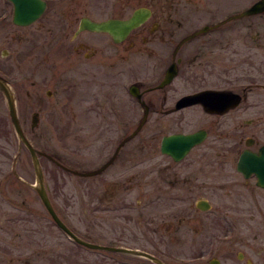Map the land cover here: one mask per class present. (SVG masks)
I'll return each instance as SVG.
<instances>
[{
  "label": "flooded vegetation",
  "instance_id": "1",
  "mask_svg": "<svg viewBox=\"0 0 264 264\" xmlns=\"http://www.w3.org/2000/svg\"><path fill=\"white\" fill-rule=\"evenodd\" d=\"M2 1L11 9V22L19 26L13 22L12 3ZM45 1L47 10L49 0ZM137 1L109 0L107 3L100 0L104 16L98 19L79 13L71 35L74 40L80 38L73 48L75 53L78 47L87 49L88 43L93 41L86 35H96L99 40L95 41L101 45L97 53L101 55L94 56L96 51L93 49L91 56L70 57L64 66L63 88L46 90L44 97L37 98V110L33 112L37 122L34 128L30 123L32 131L40 127L42 120L50 123V127H57L55 121L44 120L48 118L45 113L55 92L63 96L60 106L65 107L66 116L59 126L65 127L73 142H82L79 148L86 152L75 154L82 162L81 167L70 165L75 169H68L60 165L54 156L26 138L37 153L41 169V162L46 159L79 177H98L102 192L100 207L111 203L113 194L119 190L135 189L136 154L140 150H147V172L158 164L162 173L169 171L174 177L170 179L172 181L167 180L171 187L187 194L198 190L192 185H184L185 176L177 183L176 175H184L187 171V180L194 181H190V175L195 177V165L190 168L186 162L188 159L199 162L226 160L234 174L231 185H235L238 182L236 176L239 177V186L254 199L241 201L242 206L237 209V202L232 201V211L228 209L225 213L230 224L223 236L230 242H237L241 248H231L227 256L222 259L213 257L208 264H264V0ZM74 5L71 12L76 14L81 11L77 8L82 3ZM139 9L146 13V17L125 35L113 37L107 32L80 28L83 18L120 21L128 19ZM104 48L106 52L110 50L108 56H103L101 49ZM22 61L21 58L0 60V82L7 84V77L14 75L10 72L15 73L24 63ZM48 62V66L45 63L48 68L62 69L56 61ZM38 69L39 63L35 72ZM16 93L17 90L13 93L14 102ZM1 100L8 110L6 94L0 88ZM57 102L58 98L54 100ZM9 124L13 127L10 116L7 120L0 113V137L7 139ZM144 129L147 138L137 142L136 136ZM159 129L163 134L157 139L150 132ZM170 136L184 137L181 139L184 142H171ZM188 136L193 137L190 141L193 144L184 151L185 137ZM18 141V153L24 149L28 151L19 138ZM92 148L95 151L91 152ZM155 149L157 154L153 153ZM207 150L211 151L210 154H206ZM78 168L85 170H76ZM196 169L199 171V164ZM12 173L18 177L16 171ZM49 174L54 175V172ZM7 175V168L0 167L1 192L2 178ZM18 182L27 187L23 180ZM162 182L163 179L154 186L162 189ZM36 185L35 177L31 185L34 190ZM46 191L48 194L47 187ZM132 202L117 208L132 211ZM203 204L208 206L207 209H201ZM195 206L201 211H211L210 202L205 199L197 200ZM0 215L7 218L13 213L5 210ZM237 224H242L240 230L245 231L242 235ZM60 230L71 243L83 246ZM73 233L85 240V237ZM0 240L6 238L1 235Z\"/></svg>",
  "mask_w": 264,
  "mask_h": 264
},
{
  "label": "rangeland",
  "instance_id": "2",
  "mask_svg": "<svg viewBox=\"0 0 264 264\" xmlns=\"http://www.w3.org/2000/svg\"><path fill=\"white\" fill-rule=\"evenodd\" d=\"M48 2L47 10L37 21L21 27L11 22V9L0 0V60H24L15 73L10 72L14 75L7 77V84L12 91L17 90L16 110L26 137L37 148L54 156L60 165L71 169L73 165L81 167L82 164L75 154L86 151L79 148L82 147V142H73L65 127L59 126L66 116L65 107L60 106L63 96L55 92L45 113L48 118L45 117L44 120L55 121L57 127H50V123L42 120L40 127L32 131L31 115L37 110V98L44 97L46 90L63 88L66 60H70V57L91 56L93 49L96 51L94 56L101 55L97 53L101 45L95 41L99 40L96 35H86L93 41L88 43L87 49L78 47L75 53L73 48L80 38L74 40L71 35L76 26L75 21L81 15L79 13H85L94 19L104 15L100 10V0ZM74 4H78L77 9L81 10L76 11V14L71 12ZM101 50L104 52L103 56L109 55V49L107 52L106 48ZM48 61H56L62 69L48 68ZM38 63L40 69L35 72ZM57 98L59 102L54 103ZM0 113L9 120L7 106L2 100ZM150 133L158 139L163 130H151ZM0 138V167L8 170V175L2 178L0 214L5 210L13 213L7 218L0 215V236L6 238L5 241L0 240V264H156L137 255L94 250L71 243L55 226L32 188L35 174L30 154L26 149L18 153L19 141L10 124L7 139ZM146 138L144 129L136 136V141H144ZM92 149L91 152L95 151ZM146 152L143 149L136 154L135 189L125 192L119 190L113 194L111 203L104 207H100L102 202L99 197L102 192L98 177H79L44 159L41 162L44 183L55 213L73 232L85 237L84 241L146 251L165 264H208L213 257L222 259L227 256L231 248H241L237 242H230L223 236L226 226L230 224V218L225 213L228 209L232 211V201L237 202V209L242 206L241 201L248 202L254 198L239 186V177L236 176L238 182L231 185L234 174L226 160L206 159L199 162L197 159H188L186 162L190 168L195 165V177L190 175V181H194L190 183L187 180V171L184 175H176L177 183L185 176L184 185H192L198 190L196 193L187 194L171 187L167 180L172 181L170 179L174 177L170 176L169 171L162 173L158 164L152 171H146ZM209 152L211 151L207 150L206 154H210ZM153 153L157 154L158 150H153ZM156 161L157 159L155 163ZM94 164L95 167L97 163ZM198 164L199 171L196 169ZM12 171H16L18 177ZM51 171L54 175L49 174ZM162 179V189L154 186ZM20 180L27 187L19 183ZM199 199L210 202L211 211L199 210L195 206ZM23 201L24 204L21 205ZM129 201H133L132 211L129 208L118 209L123 207V203L129 205ZM237 225L239 231L242 224ZM239 232L242 235L245 231Z\"/></svg>",
  "mask_w": 264,
  "mask_h": 264
},
{
  "label": "water",
  "instance_id": "3",
  "mask_svg": "<svg viewBox=\"0 0 264 264\" xmlns=\"http://www.w3.org/2000/svg\"><path fill=\"white\" fill-rule=\"evenodd\" d=\"M8 1H10L13 5V22L20 26H26V25L33 23L36 19L40 17V15L43 13V11L46 8V2L44 0H8ZM145 17H146V13L143 10L139 9V10H136L132 14V16L129 17L128 19L120 20V21L116 19H109L105 21H93L88 18H83L81 20L80 28L87 29L90 31H96V32H107L113 37H116L117 34L125 35L126 33H128L134 27L139 25L144 20ZM0 88L4 90L6 97H7L8 112H9V116H10V120L12 122L13 128L18 138L25 144V146L27 147L30 153L33 168L35 171L36 184H37L35 186V190L42 204L46 208L47 212L49 213L53 221L57 224V226L60 229H62L74 241H76L77 243L87 248L96 249V250L122 251V252L130 253V254H134L138 256H144L154 261L156 264H164L162 260H160L159 258L151 255L150 253H147L141 250L128 249V248H117V247L100 245V244H95V243L81 240L60 220L58 215L55 213L53 206L51 204V201L48 197L45 183H44L42 169H41V166L37 158V153L35 149L32 147V145L30 144V142L27 140L25 133L19 123V119H18V115L16 112V107H15V102H14V97L13 95L11 96L9 94V92L7 91L6 87L4 86L2 82H0ZM36 122H37L36 116L33 113L31 117V127L32 128L35 127ZM185 138H186L187 143L186 144L184 143V151H186L187 148L193 144V142H190L193 140V137L188 136ZM169 139L172 140L171 142L173 141L180 142V143L184 142L182 141L184 137H181V136H177V137L170 136ZM164 142H165V139L163 140L162 145H164ZM163 149H164V146H163ZM207 207L208 206L206 204H203L201 206V209H207Z\"/></svg>",
  "mask_w": 264,
  "mask_h": 264
},
{
  "label": "bare ground",
  "instance_id": "4",
  "mask_svg": "<svg viewBox=\"0 0 264 264\" xmlns=\"http://www.w3.org/2000/svg\"><path fill=\"white\" fill-rule=\"evenodd\" d=\"M4 86L6 87L7 91L9 92V94L12 96L13 93H12V90H11L10 86L5 84V83H4Z\"/></svg>",
  "mask_w": 264,
  "mask_h": 264
}]
</instances>
